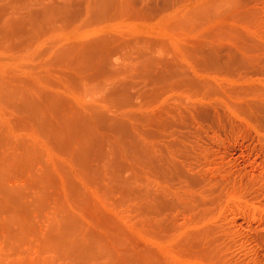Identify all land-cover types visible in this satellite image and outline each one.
Wrapping results in <instances>:
<instances>
[{"label": "rangeland", "instance_id": "1", "mask_svg": "<svg viewBox=\"0 0 264 264\" xmlns=\"http://www.w3.org/2000/svg\"><path fill=\"white\" fill-rule=\"evenodd\" d=\"M0 264H264V0H0Z\"/></svg>", "mask_w": 264, "mask_h": 264}, {"label": "bare ground", "instance_id": "2", "mask_svg": "<svg viewBox=\"0 0 264 264\" xmlns=\"http://www.w3.org/2000/svg\"><path fill=\"white\" fill-rule=\"evenodd\" d=\"M253 173V172H252ZM253 175V174H252ZM58 242H61V239L58 240ZM58 244H61V243H58Z\"/></svg>", "mask_w": 264, "mask_h": 264}]
</instances>
